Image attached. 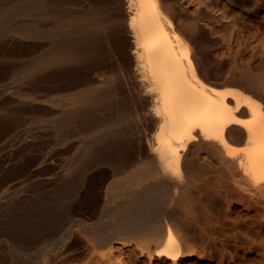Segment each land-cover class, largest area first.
I'll list each match as a JSON object with an SVG mask.
<instances>
[{"label": "rangeland", "instance_id": "obj_1", "mask_svg": "<svg viewBox=\"0 0 264 264\" xmlns=\"http://www.w3.org/2000/svg\"><path fill=\"white\" fill-rule=\"evenodd\" d=\"M35 1L32 6L20 0H0V264H264V187H255L248 178V182L245 181L246 175L237 164L230 163L217 147L212 145V151L210 145H204L194 155L195 169L200 166L197 182L182 188L179 191L182 195L140 199L141 202L135 198L134 187L124 184L123 180L137 164L121 169L117 159L120 152L114 148V164L120 171L101 164V158L96 163L98 157H102L99 154L104 153L101 151L103 148L107 145L114 147L118 142L125 147L121 154L129 152L133 160L138 161L137 158L135 160L137 138L135 131L130 129L136 121L129 115L124 116L127 111H117L114 106L105 110L106 119L112 116L111 120L116 121L119 114L121 119L116 121L115 128L113 126L99 134L79 135L70 126L65 131L67 141L62 145L64 135L58 127L57 107L53 103L56 94L46 97L41 80L43 72H30L28 68L49 47L60 42L57 34L68 31L67 27L57 24L59 14H73L78 9L74 8L75 0H56L51 4L47 0ZM87 2L81 3L84 13L92 11ZM42 3L43 7L40 6ZM169 5L177 15L176 24L188 27V32H195L198 36L197 42L202 44L200 51H205L199 52L197 61L208 72L207 78L211 82L223 88L232 86L228 81L236 79L241 83L239 88L243 87L251 94L264 95V0H172ZM104 15L100 13L96 17L107 18L109 14ZM180 19L186 20V25ZM24 28L30 29L33 37L29 38ZM96 35L104 39L103 30H98ZM41 38L45 40L41 41ZM204 59H208L210 64ZM92 76L97 84L105 85L110 81L102 73ZM132 105H129V110ZM125 123V126L130 124L126 129ZM147 130L146 133L153 136V128ZM83 142L84 152L79 148ZM80 154L86 159H82ZM224 172L226 174L223 175ZM88 178L89 181L94 180L89 182ZM200 179L203 180L200 182ZM210 194L213 195L210 197ZM145 212L157 220L156 224L161 216L158 225L165 221L161 226H170L172 230L169 229L180 238V245L181 242L186 245V248L181 247L183 254L180 258L157 256L155 252L162 239L121 231L122 224ZM159 226L155 227L156 230L162 228ZM155 228L152 227L151 231ZM164 232L163 236L167 230Z\"/></svg>", "mask_w": 264, "mask_h": 264}, {"label": "bare ground", "instance_id": "obj_2", "mask_svg": "<svg viewBox=\"0 0 264 264\" xmlns=\"http://www.w3.org/2000/svg\"><path fill=\"white\" fill-rule=\"evenodd\" d=\"M20 1L31 4L32 6L35 5V0ZM47 1L51 4L56 0ZM83 1H88L87 3L90 4L88 6L92 10L90 13L82 12L81 8L84 6L81 3ZM175 2L173 1V3ZM169 3L171 4L172 0L170 2L169 0H75L74 8L76 7L78 11L73 14L63 13L62 15L59 14L60 12L57 13L59 7L57 9L55 8L57 11L55 13L59 14V16L56 14L58 16L57 24L67 27L68 31L57 34L61 38L60 42L55 46L49 47L40 59L30 64L28 69L30 72H43L41 80L44 83L43 91L46 93V97L56 94L53 103L57 107L58 127L64 135L62 145L67 141L65 131L70 126L76 129L79 135H88L90 133L99 134L111 129L116 125V121L121 119L118 117L120 114L117 116L118 119L116 118V121L111 120L113 118L112 116H110L111 118L107 117L108 119L105 118V110H109L114 106L117 111H127V114H124V116L129 115L136 121L135 126L130 129L135 131L134 133L137 138L135 160L137 158L138 161L136 160L135 162L132 154L129 152L121 154L125 150V147L123 143L119 142L114 144V147H112L113 145H107L103 148L104 151L101 150L104 153H97V155L99 154L102 157H97L98 159L101 158V164L110 165L115 170L118 169V166L124 169L132 164H137L133 172L123 177L124 184H130L131 187H134L133 192L135 193V198L137 197L143 201L144 199L148 200L156 197H163L162 199L164 197H173L181 194L179 191L185 188V186H189L194 181V184H196L200 166L195 169L196 162L194 163L192 158L206 145H210V149L213 146L217 147L230 163L237 164L242 173L247 176L244 177L246 178L245 181L248 182V178L255 187H264V95L251 94L243 87L239 88L241 83L239 84L238 81H235L236 79L233 78L234 75H232V78L235 80L231 79L232 81H228L232 86H229L227 83L229 87L222 88L218 84L211 82L207 78L208 72L197 61L199 52L205 51H200L201 42L200 44L197 42L198 36L195 35V32H188V27L184 28L176 24L174 21L176 14L174 15V10ZM232 4L234 3L232 2ZM40 6L43 7V3ZM69 6L68 10L70 9ZM179 12L182 11L180 10ZM100 13H105V15L107 13L109 15H107V18L96 17ZM39 14L41 13H37V15ZM56 15L55 18L57 17ZM182 19L180 21H183ZM185 21H183V25H186L184 24ZM194 23L196 24V22ZM178 24L181 23L178 22ZM193 26L195 25L193 24ZM100 29L101 31L103 30L104 39H100L96 35V32ZM197 29L200 30L199 26ZM197 29L196 32H198ZM27 35L29 38L33 37L30 29ZM200 35H202V32ZM43 39L41 38V41ZM206 56L210 55L207 54ZM206 60L208 61V59ZM208 63L206 64L208 65ZM95 73H102L106 77H109L110 81L108 84H97L92 76ZM255 78L253 77V79ZM241 80L244 81L245 79ZM252 82L254 81L252 80ZM258 83L261 84L259 81ZM251 88L252 86L249 90ZM128 100L131 103H128ZM130 104H134L132 105L134 110L132 108L129 110ZM112 114H115L114 111ZM130 121L127 122H133ZM126 124L123 125L125 126ZM128 125L130 126V124ZM147 128H153V136L150 137L146 133L148 131ZM112 133L111 135H114ZM149 133L151 135V132ZM73 135L75 134L73 133ZM95 139L97 140V138ZM106 140L108 143V139ZM85 142L87 144V141ZM94 142L97 141L94 140ZM83 144L84 142L82 143L83 147L81 146L79 148H82L84 152L85 144ZM86 146L89 147V145ZM92 147L94 148L95 146L92 144ZM96 148L98 149V147ZM113 148L117 152H120L119 155L117 154V159L119 160L118 166L114 164ZM128 148L130 147L128 146ZM94 150L95 152L98 151L96 149ZM83 152L82 154H84ZM214 152L217 158H219L216 150ZM65 153L67 152L65 151ZM77 158L79 160V157ZM81 158L83 159L85 157ZM88 158L90 157L88 156ZM83 161L85 162V160ZM97 161L96 163H99L100 159ZM63 164H65V161ZM66 167L64 166L65 169ZM85 167H88V165ZM237 170L235 171L237 172ZM212 171H215V169H212ZM219 171L221 172V170ZM222 171L225 170L222 168ZM220 172L219 174H221ZM225 172L222 174H226ZM68 175L69 173L66 176ZM201 180L203 179H200V182ZM195 187L192 188L195 189ZM198 187L200 190L205 191L203 187L202 189L199 185ZM83 192L85 193V191ZM183 192L185 193V191ZM212 195L210 194V197ZM182 199L185 198L183 197ZM150 212L153 216L152 210ZM151 215L145 212V214L137 216L129 222L125 221L126 223L122 224L121 231L134 235L147 234L154 237V239H162V245L159 243L160 247H157L158 250L155 252L157 256L163 255L174 260L180 258V255L182 256L183 254L182 248L184 245L182 242L180 245L178 241L180 238L178 239V236L175 235L176 232L174 234L170 226L169 228L171 230L168 226H161L165 224V221L160 226L158 225L161 221V216L157 218L158 224H156L157 220L154 221ZM158 226L162 228L167 227L165 236L162 233L165 234L164 231L166 230L163 232L161 231L162 228H160L161 230H156L155 227ZM152 227L155 228V230L153 229L154 231H151ZM152 237L151 239L153 240Z\"/></svg>", "mask_w": 264, "mask_h": 264}]
</instances>
